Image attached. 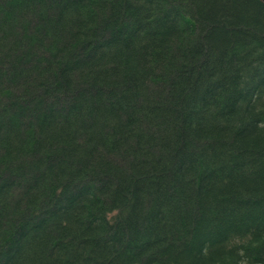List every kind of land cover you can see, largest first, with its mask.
I'll return each instance as SVG.
<instances>
[{"label":"trees","instance_id":"trees-1","mask_svg":"<svg viewBox=\"0 0 264 264\" xmlns=\"http://www.w3.org/2000/svg\"><path fill=\"white\" fill-rule=\"evenodd\" d=\"M0 264H264V1L0 0Z\"/></svg>","mask_w":264,"mask_h":264},{"label":"water","instance_id":"water-1","mask_svg":"<svg viewBox=\"0 0 264 264\" xmlns=\"http://www.w3.org/2000/svg\"><path fill=\"white\" fill-rule=\"evenodd\" d=\"M264 1V0H263Z\"/></svg>","mask_w":264,"mask_h":264}]
</instances>
